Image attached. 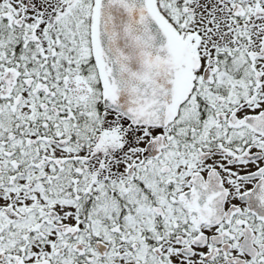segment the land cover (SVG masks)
<instances>
[{"label":"snow or ice","instance_id":"snow-or-ice-1","mask_svg":"<svg viewBox=\"0 0 264 264\" xmlns=\"http://www.w3.org/2000/svg\"><path fill=\"white\" fill-rule=\"evenodd\" d=\"M0 264H264V0H0Z\"/></svg>","mask_w":264,"mask_h":264}]
</instances>
